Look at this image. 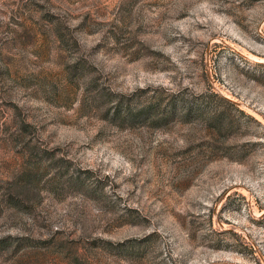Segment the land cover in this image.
Segmentation results:
<instances>
[{"label":"rangeland","instance_id":"374dc122","mask_svg":"<svg viewBox=\"0 0 264 264\" xmlns=\"http://www.w3.org/2000/svg\"><path fill=\"white\" fill-rule=\"evenodd\" d=\"M0 264H264V0H0Z\"/></svg>","mask_w":264,"mask_h":264},{"label":"trees","instance_id":"16d2710c","mask_svg":"<svg viewBox=\"0 0 264 264\" xmlns=\"http://www.w3.org/2000/svg\"><path fill=\"white\" fill-rule=\"evenodd\" d=\"M174 102H172L171 103V106L173 107L174 106ZM185 105H183V107H184V117L186 116V117H188V116H190V114H191V110H192V105L191 104H187V103H184ZM172 112H175V109L173 108L172 109Z\"/></svg>","mask_w":264,"mask_h":264}]
</instances>
